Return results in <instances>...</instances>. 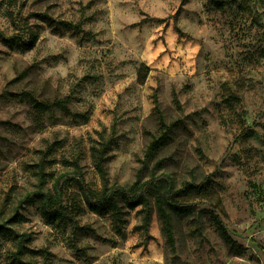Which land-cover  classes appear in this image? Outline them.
I'll return each instance as SVG.
<instances>
[{"label":"rangeland","instance_id":"obj_1","mask_svg":"<svg viewBox=\"0 0 264 264\" xmlns=\"http://www.w3.org/2000/svg\"><path fill=\"white\" fill-rule=\"evenodd\" d=\"M30 29L33 47L10 41L28 39ZM142 64L150 67L144 84ZM26 92L64 100L71 113L57 105L39 112ZM156 99L167 121L187 124L161 150L156 174L195 183L210 175L243 253L206 211L173 215L174 252L152 183L148 225L142 206L125 209L119 226L85 203L78 174L95 193L104 188L95 149L105 151L110 185L149 180L143 157L148 132L160 128ZM57 181L62 206L91 230L52 225L39 203L22 202L40 183L56 192ZM17 214L14 228L31 235L35 264H264V0L223 8L211 0H0V218ZM15 248L0 236V264H12Z\"/></svg>","mask_w":264,"mask_h":264},{"label":"trees","instance_id":"obj_2","mask_svg":"<svg viewBox=\"0 0 264 264\" xmlns=\"http://www.w3.org/2000/svg\"><path fill=\"white\" fill-rule=\"evenodd\" d=\"M233 2H236V0H211V3L218 8H223ZM27 32L30 35L28 39H24L22 35H19L11 37L10 41H17L28 48L33 47L36 43V33L31 29L27 30ZM149 73L150 67L142 64L139 69V82L141 84L146 82ZM25 98L39 112H48L51 115L53 113V106L57 105L63 111L71 113L64 100L52 102L39 101L28 92L25 93ZM175 103L178 111L183 114V106L177 97H175ZM156 115L160 128L156 132H148L149 140L143 157V167L151 165V177L149 180L142 182L138 178V180L129 186L110 185L105 168V151L95 149L93 150L95 165L104 180V188L100 194L95 193L86 185L84 179L80 178L81 175L78 174L80 177L77 179V183L85 203L92 211L99 215L112 214L119 226L125 221L124 215L127 214L125 209L133 210L142 206L145 213L144 223L148 225L152 215V207L151 198L144 189L149 183H152L156 187V204L162 218L163 228L174 252H176L177 248L173 215L182 218L192 215H196L197 217L202 211H206L209 213L221 237L229 248L237 253H243L244 247L232 237L224 221V217L227 216L224 200L222 195L216 190L210 175L202 182L195 183L187 179H178L173 172L169 171H163L159 175L156 174L157 170L162 168L164 161H166V159L159 157L161 150L172 141L178 129H187L184 119L166 120L158 99H156ZM251 134L252 130L247 129L237 138L249 137ZM160 175L165 176L167 179L165 186H162L157 181ZM38 186V189L28 193L22 202L39 203L42 216L52 225L71 223L75 232L91 230L88 226L78 224L74 215L62 206L59 181L55 184L56 192L52 189H44L42 183ZM200 205L208 207L202 208ZM18 217H20L19 214L10 218H0V236L8 237L15 242L16 248L10 252L12 264H35L31 259L37 252L28 246L31 235L14 228V225L22 221V218Z\"/></svg>","mask_w":264,"mask_h":264}]
</instances>
